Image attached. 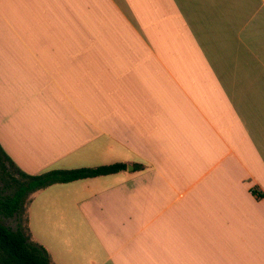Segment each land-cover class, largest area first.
<instances>
[{
	"label": "crops",
	"instance_id": "obj_1",
	"mask_svg": "<svg viewBox=\"0 0 264 264\" xmlns=\"http://www.w3.org/2000/svg\"><path fill=\"white\" fill-rule=\"evenodd\" d=\"M0 145L53 264H264V0H0Z\"/></svg>",
	"mask_w": 264,
	"mask_h": 264
},
{
	"label": "trees",
	"instance_id": "obj_2",
	"mask_svg": "<svg viewBox=\"0 0 264 264\" xmlns=\"http://www.w3.org/2000/svg\"><path fill=\"white\" fill-rule=\"evenodd\" d=\"M0 166L2 187L0 194V216L16 217L13 229L0 221V264H53L49 251L32 239L25 216V225L20 215L31 193L49 185L79 179L104 176L125 169L124 163L74 169H52L39 174L21 171L5 154L0 145ZM258 196L261 192L253 190Z\"/></svg>",
	"mask_w": 264,
	"mask_h": 264
},
{
	"label": "rangeland",
	"instance_id": "obj_3",
	"mask_svg": "<svg viewBox=\"0 0 264 264\" xmlns=\"http://www.w3.org/2000/svg\"><path fill=\"white\" fill-rule=\"evenodd\" d=\"M0 172H1V166H0ZM2 185H3V184H2V181H1V173H0V194L2 193V191H1V187H2ZM26 204H27V203H26ZM26 204H25V207H26ZM25 216H26V212L23 211V212L21 213V215H20L21 222L23 223V225H25ZM0 221H1L3 224H5V225H7V226H9V227H11V228H13V229H15L18 220H17L16 217L4 218V217H1V216H0Z\"/></svg>",
	"mask_w": 264,
	"mask_h": 264
}]
</instances>
